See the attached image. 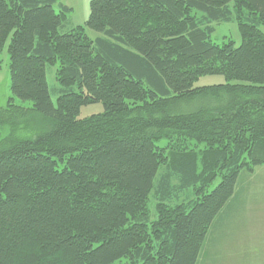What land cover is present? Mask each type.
I'll use <instances>...</instances> for the list:
<instances>
[{
  "label": "trees",
  "instance_id": "1",
  "mask_svg": "<svg viewBox=\"0 0 264 264\" xmlns=\"http://www.w3.org/2000/svg\"><path fill=\"white\" fill-rule=\"evenodd\" d=\"M57 1L0 0V264H216L264 164V0H90L76 26Z\"/></svg>",
  "mask_w": 264,
  "mask_h": 264
},
{
  "label": "rangeland",
  "instance_id": "2",
  "mask_svg": "<svg viewBox=\"0 0 264 264\" xmlns=\"http://www.w3.org/2000/svg\"><path fill=\"white\" fill-rule=\"evenodd\" d=\"M90 0H58L54 9L58 10L60 4L71 8L68 15V23L72 26L83 25L88 17ZM215 30L211 40L220 43L223 40L231 39L239 44L240 36L237 31L236 22H214ZM90 37L96 36L94 31L87 29ZM8 41L0 45V107L5 109L7 99L10 97V76H9V55L7 52ZM56 66L47 69V82L49 88L59 87L55 74ZM224 82L221 75H203L195 81V86L216 84ZM52 100H55L54 94ZM14 100L13 104H19ZM28 106V105H24ZM102 109L101 104H93L82 107L80 117L95 113ZM41 125L32 124L31 129ZM0 133H7L8 126H3ZM163 144L167 143L161 142ZM247 188L240 192L235 199L231 209V216L226 220L222 231L223 238L220 244L216 245L221 254L213 256L216 264H264V164L257 166L252 173H245ZM156 202L150 198V209L154 215ZM225 230V231H224ZM212 258V257H211ZM210 258V259H211Z\"/></svg>",
  "mask_w": 264,
  "mask_h": 264
}]
</instances>
